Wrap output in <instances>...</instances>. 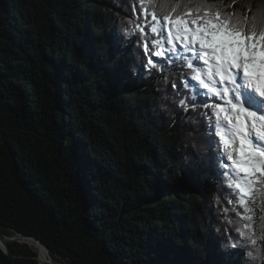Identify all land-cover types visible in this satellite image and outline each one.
Segmentation results:
<instances>
[{"label":"trees","instance_id":"16d2710c","mask_svg":"<svg viewBox=\"0 0 264 264\" xmlns=\"http://www.w3.org/2000/svg\"><path fill=\"white\" fill-rule=\"evenodd\" d=\"M142 17L138 0H0L1 229L37 237L58 264H264V206L241 236L211 108L179 105L196 91L186 64L143 69ZM10 246L40 264L27 242ZM0 264H13L2 248Z\"/></svg>","mask_w":264,"mask_h":264},{"label":"snow or ice","instance_id":"6c2138e0","mask_svg":"<svg viewBox=\"0 0 264 264\" xmlns=\"http://www.w3.org/2000/svg\"><path fill=\"white\" fill-rule=\"evenodd\" d=\"M138 3L143 17L132 22L140 34L141 55L146 57L142 67L149 74L162 72L166 64L179 60L193 70L196 91L185 93L178 103L211 108L203 115L210 119L206 130L218 151V175L226 179L229 195L234 196L228 203L237 205L242 210L238 215L246 221L237 232L254 236L251 205L259 199L264 206V12L249 20L235 12L222 13L208 0ZM153 56L162 59L154 61ZM200 88L212 94L208 99L223 103L209 105L208 99H199Z\"/></svg>","mask_w":264,"mask_h":264},{"label":"water","instance_id":"95a60500","mask_svg":"<svg viewBox=\"0 0 264 264\" xmlns=\"http://www.w3.org/2000/svg\"><path fill=\"white\" fill-rule=\"evenodd\" d=\"M17 236H11V235H7L0 226V248H2V250L8 255V257L10 258V260L12 261L13 264H18L17 260H16V256L10 246V242L13 240H22L24 241V238H33L36 241H38L41 245L44 246V248L46 250H48L47 246L41 241L39 240L37 237L34 236H26L23 234H16ZM40 263V262H39ZM58 263V262H57ZM60 264H67V263H60Z\"/></svg>","mask_w":264,"mask_h":264},{"label":"bare ground","instance_id":"6f19581e","mask_svg":"<svg viewBox=\"0 0 264 264\" xmlns=\"http://www.w3.org/2000/svg\"><path fill=\"white\" fill-rule=\"evenodd\" d=\"M24 241L30 244L38 252V260L40 264H58L54 261V259H52L49 251L46 250L44 246L41 245L38 241L33 238H24Z\"/></svg>","mask_w":264,"mask_h":264},{"label":"rangeland","instance_id":"374dc122","mask_svg":"<svg viewBox=\"0 0 264 264\" xmlns=\"http://www.w3.org/2000/svg\"><path fill=\"white\" fill-rule=\"evenodd\" d=\"M199 67H203V65L201 64ZM196 84H197V82H196ZM201 91H202L201 93H203L204 89L202 88ZM202 96H203L202 99H206V97L204 96V94ZM213 101H214V99L213 100L208 99V104L211 105L212 103H214ZM11 236H16V234L14 235V233H12Z\"/></svg>","mask_w":264,"mask_h":264}]
</instances>
